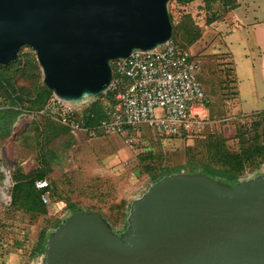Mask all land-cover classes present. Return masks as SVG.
Returning a JSON list of instances; mask_svg holds the SVG:
<instances>
[{
    "label": "water",
    "instance_id": "water-1",
    "mask_svg": "<svg viewBox=\"0 0 264 264\" xmlns=\"http://www.w3.org/2000/svg\"><path fill=\"white\" fill-rule=\"evenodd\" d=\"M168 1L0 0V65L28 47L53 95L98 96L111 61L171 38ZM128 222L120 238L99 215L75 212L48 239L43 264H264V175L233 188L171 175L133 203Z\"/></svg>",
    "mask_w": 264,
    "mask_h": 264
},
{
    "label": "rangeland",
    "instance_id": "rangeland-1",
    "mask_svg": "<svg viewBox=\"0 0 264 264\" xmlns=\"http://www.w3.org/2000/svg\"><path fill=\"white\" fill-rule=\"evenodd\" d=\"M243 3L246 19L239 14L237 0H227L226 5L205 0L167 3L175 40L201 61L199 81L209 99V118L215 121L202 137L220 135L232 150L253 136V126L260 119L257 113L264 111V3ZM251 15L257 18L249 23ZM18 57L19 71L11 70L13 82L19 92L30 94L43 85L41 70L30 48H21ZM88 101L92 99L75 104L79 112ZM42 123L32 114L21 113L8 135H0V167L8 169V163H12L9 171L14 183L23 181L28 186L40 166L37 125ZM68 140L67 136L60 137L47 148L54 159L46 179L50 185L49 203L43 204L46 214L23 212L4 206L0 200V264H43L44 254H35L38 235L45 230L50 238L67 222L72 214L66 202L76 204L85 213L99 214L122 238L130 229L128 218L133 203L153 184L143 169L144 163L165 169L185 165L186 155L197 165L208 156L203 144L195 140L159 136L144 126L124 136L89 139L79 134L67 146ZM196 145V150L187 152ZM263 175L264 161L241 174L237 185Z\"/></svg>",
    "mask_w": 264,
    "mask_h": 264
},
{
    "label": "built area",
    "instance_id": "built-area-1",
    "mask_svg": "<svg viewBox=\"0 0 264 264\" xmlns=\"http://www.w3.org/2000/svg\"><path fill=\"white\" fill-rule=\"evenodd\" d=\"M112 77L108 88L98 96L106 102L112 95V103L103 117L93 127H83V111L98 96L87 97L86 108L79 112L77 103L64 101L51 95L40 114L49 115L65 126L69 133L89 139L110 135L124 136L126 132L144 126L159 136L169 138H200L211 129L209 99L199 81L201 61L188 48L179 46L173 39L151 50H134L125 59L110 62ZM86 99V98H85ZM225 121V119H224ZM132 143L131 140H127ZM3 179L0 184V200L9 206V170L0 167ZM37 190H44L42 204L49 203V182H34Z\"/></svg>",
    "mask_w": 264,
    "mask_h": 264
},
{
    "label": "trees",
    "instance_id": "trees-1",
    "mask_svg": "<svg viewBox=\"0 0 264 264\" xmlns=\"http://www.w3.org/2000/svg\"><path fill=\"white\" fill-rule=\"evenodd\" d=\"M208 4L216 1L222 5H226L227 0H205ZM171 24L172 19L169 16ZM174 26L172 24L173 39L179 46L188 48L174 38ZM21 57L11 62L6 66L0 65V135L4 137L8 135L9 127L18 114L27 113L32 114L33 117H38L43 120L42 125H37L39 137V152H40V166L30 178V183L25 185L24 182H13L11 172L9 171L12 187L10 188V204L9 207L22 210L30 214H46L44 205L41 202V195L44 190H37L34 182L37 180L47 179L51 171V162L54 159V154L49 151L48 146L56 139L67 136V146L71 145L72 136L68 129L55 122L49 115L40 114L39 112L44 109L47 101L49 100L52 92L44 85L34 88L32 93L19 92L15 88L13 82V74L19 71V64ZM94 101L83 111V118L81 125L83 127H93L97 125L98 121L103 117L104 111L108 105L112 103V95L106 102L98 100ZM208 107V105H207ZM263 113H257L259 122L254 124V134L251 138L244 139L238 143V149L232 150L227 146V140L220 135H208L201 138H184L178 137L182 140L196 141V143L203 144L208 154L206 161L200 165L193 162L192 158L187 161L185 165L174 168H161L159 164L144 163L143 169L149 175L150 183H155L171 175L183 174L187 176L202 175L213 179L219 186L224 188H233L237 185L239 176L245 171H250L258 168L264 161V118ZM211 117V116H210ZM133 130V129H131ZM240 135V134H239ZM198 145L188 148L187 152L196 150ZM194 159V156H193ZM201 160H198V162ZM0 181L3 175L0 172ZM124 202L121 201V204ZM66 207L70 210L71 214L81 211V209L71 202L65 203ZM97 214V213H96ZM99 215V214H97ZM100 216V215H99ZM101 217V216H100ZM102 218V217H101ZM103 222L108 226L109 230L112 228L102 218ZM57 227L55 225L54 229ZM49 239V232L42 230L39 235L35 246V254H44L47 242Z\"/></svg>",
    "mask_w": 264,
    "mask_h": 264
},
{
    "label": "crops",
    "instance_id": "crops-1",
    "mask_svg": "<svg viewBox=\"0 0 264 264\" xmlns=\"http://www.w3.org/2000/svg\"><path fill=\"white\" fill-rule=\"evenodd\" d=\"M243 1L244 0H237V4H239V14H241L243 17H244V19H246L245 18V16H244V14H246V11L245 10H247V8L244 6V3H243ZM251 1H253V0H245V2H251ZM255 2H259V1H261V2H263L264 3V0H254ZM254 5V4H253ZM245 9V10H244ZM252 9H254V6L252 7ZM255 13V12H254ZM250 17V16H249ZM256 18H257V16L255 17V15L253 16V15H251V18H250V20H249V23H251V22H254V21H256ZM250 28H252V27H250Z\"/></svg>",
    "mask_w": 264,
    "mask_h": 264
}]
</instances>
